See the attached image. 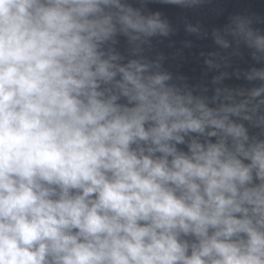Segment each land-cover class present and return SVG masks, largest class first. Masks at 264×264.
Returning <instances> with one entry per match:
<instances>
[{
  "label": "clouds",
  "instance_id": "clouds-1",
  "mask_svg": "<svg viewBox=\"0 0 264 264\" xmlns=\"http://www.w3.org/2000/svg\"><path fill=\"white\" fill-rule=\"evenodd\" d=\"M202 3L0 0V264H264V20H185L193 83Z\"/></svg>",
  "mask_w": 264,
  "mask_h": 264
},
{
  "label": "water",
  "instance_id": "water-1",
  "mask_svg": "<svg viewBox=\"0 0 264 264\" xmlns=\"http://www.w3.org/2000/svg\"><path fill=\"white\" fill-rule=\"evenodd\" d=\"M153 7L164 12L177 28L173 36L156 44V50L166 58L165 68L187 76L193 83L203 78L204 66L199 53L211 50L212 45L208 39H197L187 34L183 28L185 20L193 24L199 21L207 30L222 27L233 15H247L264 20V0H203L200 7L191 10L160 5ZM256 26L264 28V24ZM186 41H191L192 46L185 47ZM246 58L245 55L244 59ZM234 63L244 66L241 59H236Z\"/></svg>",
  "mask_w": 264,
  "mask_h": 264
}]
</instances>
